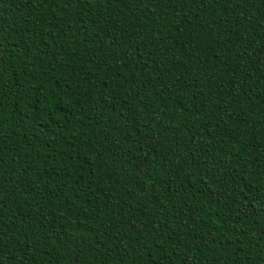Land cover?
Here are the masks:
<instances>
[{
  "label": "trees",
  "instance_id": "obj_1",
  "mask_svg": "<svg viewBox=\"0 0 264 264\" xmlns=\"http://www.w3.org/2000/svg\"><path fill=\"white\" fill-rule=\"evenodd\" d=\"M0 264H264V0H0Z\"/></svg>",
  "mask_w": 264,
  "mask_h": 264
}]
</instances>
